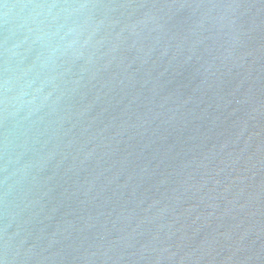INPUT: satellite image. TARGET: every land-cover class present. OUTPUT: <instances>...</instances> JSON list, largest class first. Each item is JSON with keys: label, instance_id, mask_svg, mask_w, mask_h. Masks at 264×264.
<instances>
[{"label": "water", "instance_id": "obj_1", "mask_svg": "<svg viewBox=\"0 0 264 264\" xmlns=\"http://www.w3.org/2000/svg\"><path fill=\"white\" fill-rule=\"evenodd\" d=\"M6 238L18 264H264V0H0Z\"/></svg>", "mask_w": 264, "mask_h": 264}, {"label": "clouds", "instance_id": "obj_2", "mask_svg": "<svg viewBox=\"0 0 264 264\" xmlns=\"http://www.w3.org/2000/svg\"><path fill=\"white\" fill-rule=\"evenodd\" d=\"M54 7L55 5H51ZM86 5H80V7H85ZM124 7H130V5H123ZM10 7H14L13 5L4 4V8L7 10ZM36 7H43V5H37ZM5 15H7V12H5ZM102 23V21H101ZM71 31V30H70ZM76 41H72L68 44V47L71 48ZM87 43V41H85ZM83 56V53L80 54V57ZM79 58V57H78ZM6 168V166H5ZM7 179V178H5ZM5 197L8 196V192H4ZM7 227V226H6ZM6 232V228H5ZM24 241H21V244H23ZM183 259V258H182ZM22 261L21 254L19 248L13 249L12 245L9 243V240L6 238L3 244V251L0 253V264H18V262Z\"/></svg>", "mask_w": 264, "mask_h": 264}]
</instances>
